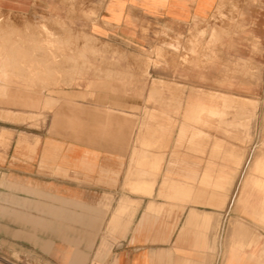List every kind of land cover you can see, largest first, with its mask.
I'll list each match as a JSON object with an SVG mask.
<instances>
[{"label":"crops","instance_id":"0c3cea01","mask_svg":"<svg viewBox=\"0 0 264 264\" xmlns=\"http://www.w3.org/2000/svg\"><path fill=\"white\" fill-rule=\"evenodd\" d=\"M71 5L126 59L45 95L40 125L0 97V264H264L261 125L247 130L235 108L218 125L208 108L212 96L260 102L264 0H0V11L66 19ZM167 83L204 90L185 107H207L190 128L204 154L180 155L181 115L150 102Z\"/></svg>","mask_w":264,"mask_h":264},{"label":"rangeland","instance_id":"374dc122","mask_svg":"<svg viewBox=\"0 0 264 264\" xmlns=\"http://www.w3.org/2000/svg\"><path fill=\"white\" fill-rule=\"evenodd\" d=\"M76 0H71L75 2ZM84 13V9H83ZM77 7L71 5L69 16L62 19L59 16L47 18L44 14L33 18L30 16H16L0 11V97L5 99L6 108L20 107L23 113L20 120L31 125H40L45 120V111L49 109L42 100L47 94L60 92L63 87L82 84L90 77H101L103 71L95 70V62L119 63L126 59L125 52L119 51L110 43L95 38L86 32L87 23L79 22ZM89 18V16H85ZM107 73V72H106ZM258 76L263 83V94L260 102H243L232 104L226 99L212 96L215 106L209 108L210 115L218 116L221 125L222 109L235 108L240 115H244V124L249 130L254 125H261V146L257 153L264 156V46ZM107 77L110 74H106ZM126 78L127 75H122ZM164 81L156 80L151 90L158 92ZM190 92L205 95L204 90L178 83H167L155 96H151V103L175 111L181 115L182 124L186 125V132L180 135L178 153L189 156L190 152H205V135L190 133L192 126H205L206 105L195 104L192 112L185 113L186 101ZM47 101L53 100L50 96ZM49 106L53 103L46 102ZM250 103V104H249ZM254 104V105H251ZM188 105V103H187ZM257 105V106H256ZM250 107V109H248ZM37 111V114L24 113ZM244 113V114H243ZM256 117V118H255ZM173 121V119H166ZM172 137L173 134H170ZM250 135H247V139ZM251 141V140H250ZM152 144V139L146 142ZM203 143V144H202ZM191 146L193 149L191 150ZM215 157L223 156V149L218 145L214 149ZM249 153V150L247 151ZM217 154V155H216ZM161 155L160 160L161 161ZM151 160V174H157ZM264 165V160L262 162ZM153 170V171H152ZM258 171L264 174V166ZM153 182H150L151 188Z\"/></svg>","mask_w":264,"mask_h":264},{"label":"bare ground","instance_id":"6f19581e","mask_svg":"<svg viewBox=\"0 0 264 264\" xmlns=\"http://www.w3.org/2000/svg\"><path fill=\"white\" fill-rule=\"evenodd\" d=\"M256 101H257V99H256ZM250 102L252 103V101H250ZM255 103H256V102H255ZM249 104H250V103H249ZM251 105H254V104H251ZM256 106H257V105H256ZM255 118H256V117H255ZM216 155H217V154H216ZM261 166H264V165L261 164ZM257 167H258V166H257ZM158 169H159V167L156 168V171H158ZM257 169H258V168H257ZM261 176H262V175H261ZM259 179H260V178H259ZM198 182H199V181H198ZM260 183H261V182H260ZM260 183H259V184H260ZM214 184H215V183H214ZM257 184H258V181H257ZM261 184H262V183H261ZM261 184H260V185H261ZM262 185H264V183H263ZM262 185H261V186H262ZM255 186H256V184H255ZM258 186H259V185H258ZM259 188H260V187H259ZM260 190H261V189H260ZM152 191H153V184H152L151 188H149V193L152 194ZM261 191H262V190H261ZM262 192H263V191H262ZM246 200H247V199H246ZM248 202H249V200H248ZM263 202H264V201H263ZM247 205H248V204H247ZM249 205H250V204H249ZM251 205H252V203H251ZM262 211H263V210H262ZM261 215H262V217L264 216L263 214H261ZM260 218H261V217H260ZM237 223H238V221H237ZM263 223H264V222H263ZM236 226H237V225H235V227H236ZM242 226H244V225H242ZM233 228H234V227H233ZM237 228H238V227H237ZM248 228H249V227H248ZM248 228H247V229H248ZM234 229H235V228H234ZM249 229H250V228H249ZM254 230H255V229H254ZM235 234H236V233H235ZM237 234H238V232H237ZM237 236H238V235H237ZM243 240H244V239H243ZM245 240H246V239H245ZM246 241H247V240H246ZM263 246H264V245H263Z\"/></svg>","mask_w":264,"mask_h":264}]
</instances>
